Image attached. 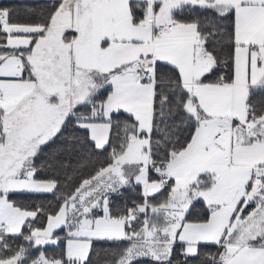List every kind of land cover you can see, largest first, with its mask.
Masks as SVG:
<instances>
[{"label": "snow or ice", "instance_id": "snow-or-ice-1", "mask_svg": "<svg viewBox=\"0 0 264 264\" xmlns=\"http://www.w3.org/2000/svg\"><path fill=\"white\" fill-rule=\"evenodd\" d=\"M0 264H264V0H0Z\"/></svg>", "mask_w": 264, "mask_h": 264}, {"label": "trees", "instance_id": "trees-1", "mask_svg": "<svg viewBox=\"0 0 264 264\" xmlns=\"http://www.w3.org/2000/svg\"><path fill=\"white\" fill-rule=\"evenodd\" d=\"M15 3H22L23 0H14Z\"/></svg>", "mask_w": 264, "mask_h": 264}]
</instances>
